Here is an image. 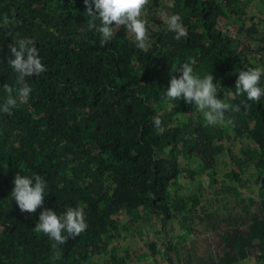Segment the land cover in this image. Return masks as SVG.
Returning <instances> with one entry per match:
<instances>
[{"label": "trees", "instance_id": "obj_1", "mask_svg": "<svg viewBox=\"0 0 264 264\" xmlns=\"http://www.w3.org/2000/svg\"><path fill=\"white\" fill-rule=\"evenodd\" d=\"M85 8L0 0V104L3 84L16 86L10 43L34 40L46 68L26 77L27 104L0 112V264H128L141 255L155 264H264V96L235 95L241 69L264 70V0H149L146 51L124 26L101 46ZM174 13L188 33L179 40L160 18ZM190 59L194 75L211 73L218 98L239 106L215 126L194 102L166 96ZM18 172L46 181L35 213L10 196ZM182 174L190 188L178 183ZM69 205L84 210L87 228L53 260V241L34 227L45 207L60 214Z\"/></svg>", "mask_w": 264, "mask_h": 264}, {"label": "clouds", "instance_id": "obj_2", "mask_svg": "<svg viewBox=\"0 0 264 264\" xmlns=\"http://www.w3.org/2000/svg\"><path fill=\"white\" fill-rule=\"evenodd\" d=\"M83 2L87 16L90 17L88 29H94L100 34L101 46L111 42L115 33L124 26L133 34L135 47L142 51L147 50L149 37L147 20L143 17V12L149 0H83ZM160 18L166 23L168 30L175 33V39L187 37V30L179 14H164ZM8 24L16 25V22L4 21L2 27ZM8 48L14 56L8 58V64L17 74L16 86L3 84L7 97L0 104V112L12 115L13 109L29 101L32 88L26 82V77L38 76L46 71V68L40 59L34 40L20 38L10 43ZM195 63L194 59H190L189 62L180 64L179 71L182 75L179 78L175 75L171 76L166 96L173 100L183 98L186 103L194 102L195 107L203 113L208 125L215 126L225 120L226 111H239V106H233L218 98V89L211 73L203 78L194 75ZM173 70L175 71L176 67ZM262 75L264 70L260 67L241 69L235 81V95L246 94L248 100L259 102L264 96V89L259 86ZM226 95L234 98L231 92ZM153 123L157 130L161 129L162 120L159 116L153 117ZM13 184L10 196L15 199L21 212L35 213L43 205L47 185L41 175L28 176L18 172L14 176ZM86 228L84 210L77 205H69L60 214L45 207L39 214L34 231L46 234L53 241L52 249L57 251L53 260H56L60 258L58 249L63 247L61 245H65L69 237L79 236Z\"/></svg>", "mask_w": 264, "mask_h": 264}, {"label": "rangeland", "instance_id": "obj_3", "mask_svg": "<svg viewBox=\"0 0 264 264\" xmlns=\"http://www.w3.org/2000/svg\"><path fill=\"white\" fill-rule=\"evenodd\" d=\"M235 28V27H234ZM233 28V30H234ZM178 183L182 184L183 188H190L191 184L189 183V180L185 177V174H182L179 178H178ZM177 189V187H174L172 190L175 191ZM244 193H249V191H244ZM174 235H176V237L179 239L180 235L182 234V230L180 228H178V230H173ZM160 240L164 239V234L163 235H156ZM203 246H206V243H203ZM126 247V245L123 247V249ZM144 262L149 263V264H155L152 256L150 255H141L137 261L135 262H130L128 264H143Z\"/></svg>", "mask_w": 264, "mask_h": 264}]
</instances>
